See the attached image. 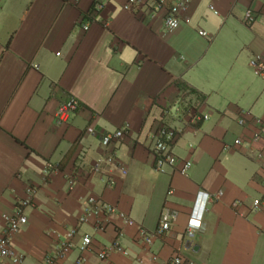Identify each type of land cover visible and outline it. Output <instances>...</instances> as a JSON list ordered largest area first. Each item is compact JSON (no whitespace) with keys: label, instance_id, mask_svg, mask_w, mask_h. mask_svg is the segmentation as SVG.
Listing matches in <instances>:
<instances>
[{"label":"crops","instance_id":"obj_1","mask_svg":"<svg viewBox=\"0 0 264 264\" xmlns=\"http://www.w3.org/2000/svg\"><path fill=\"white\" fill-rule=\"evenodd\" d=\"M105 2L85 31L94 0H0V234L3 216L15 212L31 187L28 223L13 237L24 255L20 264H45L75 228L73 246L57 264L75 263L84 234L92 237L86 264H152L151 254L164 263L181 257L195 264H264V139L253 140L255 119L264 121V76L251 66L257 56L264 66V0H189L173 31L149 5L126 11L127 0ZM70 97L80 108L59 123L56 112ZM193 114L208 119L195 125ZM164 125L177 131L172 152L192 163L185 176L153 168L154 134ZM89 127L99 135L88 134ZM122 129L123 138L102 145L100 134ZM49 163L58 168L46 177ZM200 192L214 199L203 229L189 237ZM90 197L149 231L165 207L178 217L146 246L136 226L124 227L116 216L102 231L93 217L79 224ZM255 200L262 203L257 212ZM123 227L128 255L101 262L100 251Z\"/></svg>","mask_w":264,"mask_h":264},{"label":"built area","instance_id":"obj_2","mask_svg":"<svg viewBox=\"0 0 264 264\" xmlns=\"http://www.w3.org/2000/svg\"><path fill=\"white\" fill-rule=\"evenodd\" d=\"M105 0H94L93 12L88 16L89 21H86L83 25V29L87 31L92 21L97 19L98 14L105 7ZM144 5H149L153 14L164 13L163 23L168 31L176 30L181 23L182 15L188 10L189 0H177L174 3H169V0H127L124 5L126 11H136ZM215 14H218L213 7H210ZM254 17L250 11L245 13L244 23L247 26L252 25ZM199 34L202 37H207L208 34L205 31H200ZM261 57L257 56L251 61V66L255 70V73L260 76H264V66L261 64ZM80 108V102L75 97H70L63 102L57 112L56 119L59 123L66 122L69 117L77 112ZM181 108V107H179ZM178 108V110H179ZM207 115L193 114L192 123L197 125L201 121L207 120ZM240 124L244 125L245 122L240 120ZM254 124L257 126V130L253 135L254 141L264 139V121L255 119ZM125 129L118 130L115 133L100 134V140L103 146L108 147L113 141L119 140L124 137ZM87 133L96 136L99 132L94 127H89ZM177 131L168 126H161L154 134L153 142V168L158 173H164L167 170H176L181 175L185 176L192 168L190 161L181 162L178 157L172 152V144L176 139ZM235 143L239 145L240 140H236ZM107 162L113 164L115 168L122 172L123 175L127 174V171L123 166L116 162L113 156L107 158ZM58 166L53 163H49L45 167L44 174L46 177L56 171ZM70 187L73 186V180L69 181ZM36 195L35 188H28L27 197L20 199L16 205L15 212L13 214H6L3 216L4 227L0 234V262L4 260H10L14 264H20L24 260V255L18 253L14 249L13 237L20 233L22 228L27 225L28 217L25 213L26 209L33 204V200ZM214 198L208 193L200 192L197 196L196 202L192 209L191 215L187 225V235L192 237L195 233L200 232L203 229V216L207 210V204ZM261 201L255 200L252 205V211L257 212L261 208ZM111 216H116L122 221L124 227L137 228V237L146 245L151 246L154 240L158 237L164 236L169 230L174 221L177 220L178 213L168 207H165L161 213L159 224L154 231H149L141 225H137L135 221L126 213L119 210L116 206H112L101 200L90 197L85 202L84 213L79 220V224H85L93 217L96 218V230H104L108 219ZM124 227L118 229L117 239L112 243L102 248L98 258L101 262L106 261L113 253H118L127 256L128 251L122 246L120 239L124 236ZM78 235V230L72 229L67 235L65 241L55 248L52 254H48L45 257V264H57L61 260H64L68 255L70 249L73 246V239ZM92 245V237L89 234L81 236L79 251L80 255L76 259L74 264H86V253L89 251ZM150 261L152 264H195L191 260H185L181 257H175L168 262H160L159 258L155 254L150 255Z\"/></svg>","mask_w":264,"mask_h":264},{"label":"trees","instance_id":"obj_3","mask_svg":"<svg viewBox=\"0 0 264 264\" xmlns=\"http://www.w3.org/2000/svg\"><path fill=\"white\" fill-rule=\"evenodd\" d=\"M181 89H182V91H187V92H189L190 94H194V95H196L197 98H198L199 100H203V96L200 95L199 93H197L194 89H190V88L187 87V86H181Z\"/></svg>","mask_w":264,"mask_h":264}]
</instances>
